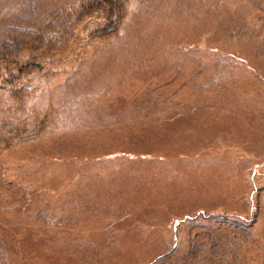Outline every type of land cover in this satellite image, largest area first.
Masks as SVG:
<instances>
[{
	"label": "rangeland",
	"instance_id": "1",
	"mask_svg": "<svg viewBox=\"0 0 264 264\" xmlns=\"http://www.w3.org/2000/svg\"><path fill=\"white\" fill-rule=\"evenodd\" d=\"M0 264H264V0H0Z\"/></svg>",
	"mask_w": 264,
	"mask_h": 264
}]
</instances>
